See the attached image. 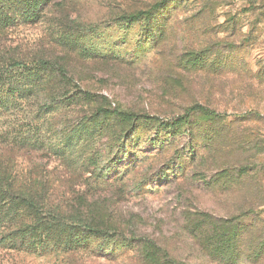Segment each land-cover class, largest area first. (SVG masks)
Masks as SVG:
<instances>
[{
	"label": "rangeland",
	"instance_id": "obj_1",
	"mask_svg": "<svg viewBox=\"0 0 264 264\" xmlns=\"http://www.w3.org/2000/svg\"><path fill=\"white\" fill-rule=\"evenodd\" d=\"M10 82L0 264H264V0H0Z\"/></svg>",
	"mask_w": 264,
	"mask_h": 264
},
{
	"label": "trees",
	"instance_id": "obj_2",
	"mask_svg": "<svg viewBox=\"0 0 264 264\" xmlns=\"http://www.w3.org/2000/svg\"><path fill=\"white\" fill-rule=\"evenodd\" d=\"M39 65H42V66H46V65H49L48 62H40L38 63ZM28 66L27 64L23 63V62H20V61H16L14 62L12 65H10V69L12 70H20V69H26ZM7 86V87H6ZM0 87H6L7 91L10 95H13L15 99H20L22 97L21 100L25 99V96L23 98L22 96V91L25 89V86L21 85V84H18V83H4L2 85H0ZM56 97V95L54 94V92H50V94L48 96H46V98H49V100L51 101V103H54L56 100H58V98H56V100L54 99ZM60 98H62V94L59 96ZM54 99V100H53ZM48 101V100H47ZM42 102L41 104H38V112L36 113H41L43 111V109L47 108L49 104L51 103H48V102ZM38 116V115H37ZM82 220L81 219H78L77 222L75 223H81Z\"/></svg>",
	"mask_w": 264,
	"mask_h": 264
}]
</instances>
